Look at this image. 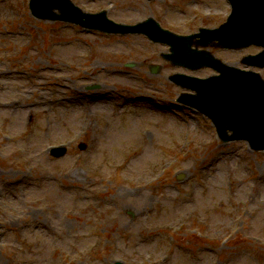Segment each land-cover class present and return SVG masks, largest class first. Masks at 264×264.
<instances>
[{
  "label": "rangeland",
  "instance_id": "obj_1",
  "mask_svg": "<svg viewBox=\"0 0 264 264\" xmlns=\"http://www.w3.org/2000/svg\"><path fill=\"white\" fill-rule=\"evenodd\" d=\"M28 1L0 0V101L31 103L0 105V264H264V150L221 142L168 80L213 71L172 65L145 34L39 21ZM72 1L180 33L227 16L222 0ZM208 50L264 78L241 63L261 47Z\"/></svg>",
  "mask_w": 264,
  "mask_h": 264
},
{
  "label": "water",
  "instance_id": "obj_2",
  "mask_svg": "<svg viewBox=\"0 0 264 264\" xmlns=\"http://www.w3.org/2000/svg\"><path fill=\"white\" fill-rule=\"evenodd\" d=\"M40 5L41 8L49 11L43 17L49 18H72L70 15L76 9L68 0H33ZM247 6L253 7L256 10L260 5V0H246ZM262 3V0H261ZM55 5H59L61 9V15L52 13V8ZM39 7V8H40ZM262 12L256 10L255 13L249 14L244 20L240 21L236 27L241 29L243 33H251L256 30L255 33H260L263 39L258 40V44L264 46V26L261 25L262 18L264 16V2L261 4ZM83 14L79 13L77 18H82ZM88 25L87 23H84ZM229 24H225L220 30L228 27ZM104 29L112 30L111 28L103 27ZM219 30V31H220ZM191 37L182 38L185 42L183 44L188 45L191 43ZM194 37V36H193ZM228 42V41H226ZM223 43H225L223 41ZM231 43V42H228ZM248 42H236L232 44L247 45ZM244 62L247 64L264 66V50L257 55L247 56L244 58ZM201 65H212L219 69L222 73L227 71L225 65L220 64L219 61L209 57L204 64H197L195 67ZM233 72L230 74L225 84L215 87L214 107L211 116L217 120L218 124L223 130L224 125L233 129L232 136H226L224 133L223 139L248 137L253 143L255 149L264 148V83L262 82L258 74H248ZM198 85V84H193ZM196 87V86H195ZM230 116L232 122L228 123L226 116ZM223 126V127H222ZM63 153V148L60 147L56 152V155ZM114 264H121L116 262Z\"/></svg>",
  "mask_w": 264,
  "mask_h": 264
},
{
  "label": "bare ground",
  "instance_id": "obj_3",
  "mask_svg": "<svg viewBox=\"0 0 264 264\" xmlns=\"http://www.w3.org/2000/svg\"><path fill=\"white\" fill-rule=\"evenodd\" d=\"M143 98V97H142ZM143 100H148L147 98H143ZM97 108H100V107H98L97 106ZM97 110H99V111H104L103 109H97ZM232 124H233V122H232Z\"/></svg>",
  "mask_w": 264,
  "mask_h": 264
}]
</instances>
